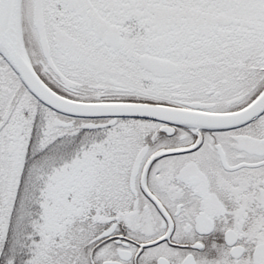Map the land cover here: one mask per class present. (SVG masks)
Returning a JSON list of instances; mask_svg holds the SVG:
<instances>
[{"label":"snow or ice","instance_id":"1","mask_svg":"<svg viewBox=\"0 0 264 264\" xmlns=\"http://www.w3.org/2000/svg\"><path fill=\"white\" fill-rule=\"evenodd\" d=\"M0 264H264V0H0Z\"/></svg>","mask_w":264,"mask_h":264}]
</instances>
